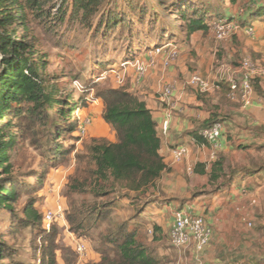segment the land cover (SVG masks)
I'll return each mask as SVG.
<instances>
[{
  "label": "rangeland",
  "instance_id": "rangeland-1",
  "mask_svg": "<svg viewBox=\"0 0 264 264\" xmlns=\"http://www.w3.org/2000/svg\"><path fill=\"white\" fill-rule=\"evenodd\" d=\"M60 1L44 0L46 14L37 19L29 16V38L47 61L46 77L57 85V97L66 102L61 107L77 105V109L67 119L57 114L58 107L38 114L24 105L20 118L12 121L17 143L10 152V176L2 183L6 187L14 185L16 200L11 202L13 210L0 209V246L7 247L11 257L20 264H47L51 258L47 253H52L56 264H96L106 251L111 256L117 253L116 244L110 239L118 225L124 222L127 230L136 233L137 242L154 256L157 264H186L187 259L180 257L179 248L169 237L175 211H183L201 215L206 220L211 218L217 221L221 231L240 236L246 256H242V261L237 264H264V171L258 174L254 166L264 165V126L258 129L263 136L258 140L263 149L234 148L221 154L225 177L217 183L209 184L206 177L200 175L191 179L186 177V190L175 199L166 191L171 186L170 177L163 174L157 181L156 191L150 189L141 197L143 206L139 209L132 208L126 191L118 186L105 185L102 189L104 195L94 194L98 188L92 176L94 163L89 145L99 140L116 141L114 130L103 119L104 106L98 91L106 87H124V81L128 79L126 68H134L122 64L132 60L133 54L139 57L156 46L176 45L178 57L171 65L178 69V62L187 76L199 73L204 77L205 74L196 67L205 66V61L199 64L197 61L206 59V52L191 56L185 45L186 30L178 27L184 22L178 14L171 13L174 0L163 4L157 0H105L101 12L93 17L90 25L69 21L67 8L62 10L65 16L60 20L61 14L57 10ZM128 1L132 2L131 6ZM183 1L188 3L189 16L193 9L209 7L205 17L211 29L209 38L214 49L210 52L214 55L212 71L213 74L219 72L224 78L229 77L243 59V54L236 47L239 43L237 33L241 29L237 19L250 0H239L235 6L222 0ZM104 13L110 16L101 20ZM226 14L234 16V20L228 21ZM117 15L119 21H110ZM217 22L236 24V32L225 40H217L213 27ZM181 45L184 51H181ZM218 68L222 70L217 71ZM1 69L0 55V73ZM124 69V80L119 83L117 74H122ZM186 75L179 72L178 80L184 82ZM74 81L83 88H74ZM166 86H170L173 92L172 85ZM187 90L184 87V91ZM206 93L198 94L205 96ZM237 137L235 135L234 139ZM236 170L239 173L234 174ZM251 172L253 176H245ZM174 200L176 203L171 209L159 208L164 206L160 202ZM57 201L64 206L65 223L53 222L49 229L42 221L37 226L23 223L26 206L32 205L42 218ZM187 201L188 206L184 209ZM147 203L153 204L145 207ZM103 205L107 208H103L101 216L96 217L95 212H91L92 207L101 209ZM70 234L85 241L86 253H77ZM254 251L261 256L256 259L249 256ZM7 262L5 259L0 264Z\"/></svg>",
  "mask_w": 264,
  "mask_h": 264
},
{
  "label": "trees",
  "instance_id": "trees-1",
  "mask_svg": "<svg viewBox=\"0 0 264 264\" xmlns=\"http://www.w3.org/2000/svg\"><path fill=\"white\" fill-rule=\"evenodd\" d=\"M157 1L159 4H163L167 0ZM174 1L175 3L171 6V13L178 14L184 22L180 23L178 27L181 30L185 28L186 39L193 32L208 28L209 25H207L205 16H207L209 7L203 6L201 9H193L192 15L189 16L187 12L188 3H184L183 0ZM222 1H227L231 6H235L239 0ZM254 2L250 0V3L246 4L243 14L245 19L264 15V4L256 6ZM43 3L44 0H0L2 68L0 73V209L13 210L11 202L16 200L14 185L10 184L9 187H6L2 181L10 176V152L17 143V135L12 131L14 128L12 121L20 118L23 106L26 105L38 114L44 113L49 108L58 107L57 114L60 117H67V119L77 109V105L71 108L61 107L66 102L57 97V85L46 77L47 61L36 50L34 42L29 38V16L37 19L41 14H46ZM60 3L57 7L61 14L60 20L65 16L62 10L67 8L69 21H76L81 25H90L93 17L101 12L105 0H61ZM127 4L131 6L132 2L128 1ZM66 5L67 7H65ZM109 16V14L104 13L101 20L106 17L109 18ZM128 16L126 15L127 18ZM224 16L229 19L228 21L234 20V16L229 14ZM118 18L117 15L112 17L110 21H119ZM242 21L244 20H237L240 25H244L246 21L245 23ZM101 24L102 22L98 24L97 29L100 28ZM132 56L133 58L136 57L134 54ZM260 83V79L254 80V90L257 93H261ZM224 89L227 90L228 95V81H225ZM97 94L101 97L104 106L103 119L114 130L116 141L99 140L89 145V154L94 163L92 176L95 187L98 188L94 194L99 197L104 195L102 189L105 185L118 186L126 191L125 194H127L132 208H142L141 202L143 200L141 197L146 195L150 189L155 192L157 181L162 173L168 170L164 158L159 152L160 138L157 134L156 123L145 101L127 91L125 87H106L100 89ZM216 120H220L217 119V115L212 116L209 119L210 122H207L204 127L212 125ZM193 139L199 144L206 143L198 134H193ZM241 148L247 149L246 146ZM260 149L263 147L256 148L257 151ZM57 152H60L59 149ZM202 166V164H197L195 171L204 174ZM254 166L257 172L264 171V165ZM235 173H239V171L236 170ZM206 174L209 184L217 183L225 177L224 160L221 155L211 163L210 170ZM253 175L254 173L251 172L245 176ZM236 186L238 188V185ZM149 204L147 203V205ZM103 208L107 207L103 205L100 209L99 206H94L91 212H95L96 217H98L101 216ZM138 211L140 212V210ZM23 215V223L26 226H37L42 221L40 214L32 205L24 208ZM154 229L159 230L157 227ZM110 241L116 244L117 253L111 256L106 251L100 262L96 264H157L154 256L137 242L136 233L133 230H127V223L123 222L118 225V229ZM47 255L51 257L47 264H56L52 253H47ZM5 259H8V262L3 264H20L19 261L11 257L7 247L0 246V261Z\"/></svg>",
  "mask_w": 264,
  "mask_h": 264
},
{
  "label": "crops",
  "instance_id": "crops-1",
  "mask_svg": "<svg viewBox=\"0 0 264 264\" xmlns=\"http://www.w3.org/2000/svg\"><path fill=\"white\" fill-rule=\"evenodd\" d=\"M253 1H255L256 6L264 4V0ZM243 14H240L238 19H243L242 22L245 23L246 21V23L241 25V29L237 33L239 43L236 47L240 49L241 55L243 54V59L251 58L264 68V15L245 19ZM248 24L253 27L251 35L245 31V25ZM210 34L211 29L209 27L206 30H198L189 35L187 44H185L191 51L192 57H196L195 54L201 55L203 51L206 52V59L196 60L198 64L205 61V66L198 65L196 68L205 74L206 79L217 83L218 88L210 90L205 96H201L192 87H188L186 81L190 75H186L187 72H185L184 67H180L178 62L176 63L178 69L174 68V64L164 68L162 66L163 55L156 57L155 66L150 68L145 77L140 80H137L132 68H126L128 79L124 81L123 86L127 91L144 100L152 114L160 138L159 152L168 167V170L164 171L162 175L171 178H169L171 186L166 191L169 196L175 199L183 193L182 191L186 190V177L191 179L192 176L200 175L208 180L206 173L210 170L211 163L223 152L234 148L241 150L242 146H246L249 150L262 147L258 140L262 139L263 136L260 135L258 129L264 126V77L260 83L261 93L254 92L250 104L243 105L241 102L229 99L227 90L224 89L228 77H222L219 72L213 74L214 71H212L214 55L210 52L214 49L209 38ZM173 46L176 47V45ZM180 48L181 51H184L182 45ZM147 52L145 51L139 57L145 58ZM221 70V68L217 69V71ZM179 72L186 75L187 78L184 82L178 80ZM168 84L173 86V92L170 98L164 100L161 98V91ZM184 87H187L188 90L184 91ZM214 115H217V119L224 120L221 136L213 141L203 139L206 143H197L193 139V134L199 135L204 125L210 122L209 119ZM164 121L168 122L165 133L162 131ZM235 135H238L239 140L234 139ZM177 148H183L185 151L180 161H175L173 157V151ZM197 164L203 165L204 174L195 171ZM261 172L257 173L260 174ZM188 184L191 187V183ZM160 203L164 206L159 208L171 209L176 201ZM188 203L189 201L185 203L184 209ZM151 204L153 203L146 207ZM207 222L213 228L209 244L201 252H197L192 245L179 249L180 257L187 259L186 264L189 261H192L191 264H237L241 262L242 256L243 258L246 256L241 248V237L221 231L217 221H213L211 218H208ZM230 240H234L233 243ZM249 256H254L256 259L261 255L258 251H254Z\"/></svg>",
  "mask_w": 264,
  "mask_h": 264
},
{
  "label": "built area",
  "instance_id": "built-area-1",
  "mask_svg": "<svg viewBox=\"0 0 264 264\" xmlns=\"http://www.w3.org/2000/svg\"><path fill=\"white\" fill-rule=\"evenodd\" d=\"M215 29V37L217 40H225L230 34L235 33L237 25L231 22H217L213 25ZM247 34L253 33L252 25L245 26ZM163 55L162 66L169 67L178 57V51L172 44L156 46L147 52L145 58L136 57L130 61L123 62L122 66L131 65L134 68L135 77L137 80L142 79L148 73L149 69L155 66L156 56ZM123 73L117 74V80L121 83L125 77V69ZM264 77V68L257 64L251 58H244L239 65L228 77L229 92L228 97L232 101L241 102L243 105H248L251 102L254 90V80ZM187 85L192 87L199 93H206L212 89L218 88L217 83H213L199 73H192L187 81ZM73 87L81 90L83 87L78 81L73 82ZM172 95V88L165 86L161 91V98L168 99ZM168 122L162 123V131H167ZM223 122H215L210 126L204 127L199 132V135L206 141H213L221 136L223 131ZM185 151L183 148H177L173 151L175 161H180L183 158ZM64 206L57 201L53 207L47 209L42 217V223L46 229H49L53 222L63 221ZM212 227L207 220L198 214H188L183 211H175L173 227L169 233L170 240L179 249L186 248L190 245L194 247L197 252L209 244L212 237ZM72 237L73 235L70 234ZM74 248L78 254L82 255L87 251V245L84 240L80 238H72Z\"/></svg>",
  "mask_w": 264,
  "mask_h": 264
}]
</instances>
